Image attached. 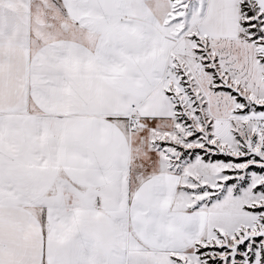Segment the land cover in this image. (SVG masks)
Returning <instances> with one entry per match:
<instances>
[{
    "label": "snow or ice",
    "instance_id": "1",
    "mask_svg": "<svg viewBox=\"0 0 264 264\" xmlns=\"http://www.w3.org/2000/svg\"><path fill=\"white\" fill-rule=\"evenodd\" d=\"M0 264H264V0H0Z\"/></svg>",
    "mask_w": 264,
    "mask_h": 264
}]
</instances>
